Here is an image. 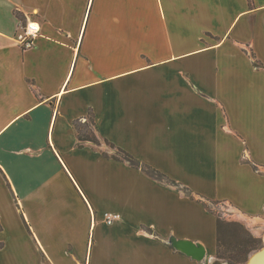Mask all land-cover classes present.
<instances>
[{"label":"crops","instance_id":"0c3cea01","mask_svg":"<svg viewBox=\"0 0 264 264\" xmlns=\"http://www.w3.org/2000/svg\"><path fill=\"white\" fill-rule=\"evenodd\" d=\"M217 215L264 242V0H0V264L227 262Z\"/></svg>","mask_w":264,"mask_h":264},{"label":"trees","instance_id":"16d2710c","mask_svg":"<svg viewBox=\"0 0 264 264\" xmlns=\"http://www.w3.org/2000/svg\"><path fill=\"white\" fill-rule=\"evenodd\" d=\"M255 66L259 67L257 62ZM92 123L94 124L93 120ZM75 127L78 131V140L80 142H92L94 144H100L99 139L96 137L95 133L90 130L89 124L81 123L77 121ZM111 147L116 146L108 141H106ZM118 151L123 155L120 156L113 155L112 158L116 160H128L133 166L139 167L140 163L134 159L126 151L117 148ZM109 157L108 155H106ZM146 171L152 176L162 179L163 174L159 173L155 169L144 165ZM205 206L212 211V209L205 203ZM215 212V211H214ZM260 241L254 238L240 223L230 222L223 219L220 215H217V257L220 259H226L231 261L233 264H239L246 261L248 255L259 246Z\"/></svg>","mask_w":264,"mask_h":264},{"label":"built area","instance_id":"2783aa9c","mask_svg":"<svg viewBox=\"0 0 264 264\" xmlns=\"http://www.w3.org/2000/svg\"><path fill=\"white\" fill-rule=\"evenodd\" d=\"M41 33L40 25L35 21H28L24 26V32L22 35L18 36L20 45L24 49H31L34 46V41L39 37ZM117 216L108 215L106 216V222L108 224L114 223Z\"/></svg>","mask_w":264,"mask_h":264},{"label":"water","instance_id":"95a60500","mask_svg":"<svg viewBox=\"0 0 264 264\" xmlns=\"http://www.w3.org/2000/svg\"><path fill=\"white\" fill-rule=\"evenodd\" d=\"M171 244L174 246L176 250L186 254L187 256H189L190 258L196 261H203L206 257V250L200 244H196L194 242L187 240H174V239L171 241ZM263 251L264 249L260 251L258 254L262 253Z\"/></svg>","mask_w":264,"mask_h":264},{"label":"rangeland","instance_id":"374dc122","mask_svg":"<svg viewBox=\"0 0 264 264\" xmlns=\"http://www.w3.org/2000/svg\"><path fill=\"white\" fill-rule=\"evenodd\" d=\"M222 203L221 202H219V203H211V205L209 204V207L211 208V209H213L215 212H217V213H222L223 212V210H222ZM225 206V205H224ZM259 241H260V244H259V246L257 247V249H255V250H253L249 255H248V257H247V259H246V261L245 262H243V263H239V264H246V262H247V260L250 258V255H252V253H254L255 251H257V250H259L260 248H262L263 246H264V242L261 240V239H258ZM224 260H226V259H224ZM227 261V263L228 264H233L231 261H229V260H226ZM212 263H215V261H212ZM216 264V263H215Z\"/></svg>","mask_w":264,"mask_h":264},{"label":"bare ground","instance_id":"6f19581e","mask_svg":"<svg viewBox=\"0 0 264 264\" xmlns=\"http://www.w3.org/2000/svg\"><path fill=\"white\" fill-rule=\"evenodd\" d=\"M263 249H264V246L261 249H259L258 251H256L251 256V260L249 261V264H257L258 262H260L261 258H264V251L262 253L258 254ZM213 261H215V263H217V264H228L227 262H221V261H217V260H213ZM263 262H264V260H263ZM263 262H261L260 264H262Z\"/></svg>","mask_w":264,"mask_h":264}]
</instances>
